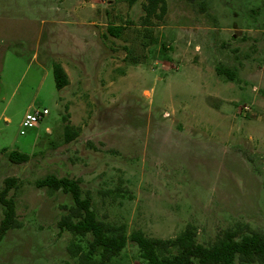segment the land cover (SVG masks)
I'll return each mask as SVG.
<instances>
[{"label":"rangeland","instance_id":"1","mask_svg":"<svg viewBox=\"0 0 264 264\" xmlns=\"http://www.w3.org/2000/svg\"><path fill=\"white\" fill-rule=\"evenodd\" d=\"M144 1L0 0V187L20 180L0 264H79L67 246L90 237L57 228L72 200L33 185L48 174L76 179L127 235L264 233V0H164L147 18ZM11 150L28 160L8 161ZM109 264L144 262L127 242Z\"/></svg>","mask_w":264,"mask_h":264},{"label":"trees","instance_id":"2","mask_svg":"<svg viewBox=\"0 0 264 264\" xmlns=\"http://www.w3.org/2000/svg\"><path fill=\"white\" fill-rule=\"evenodd\" d=\"M135 0H127L128 5ZM145 17L160 13L164 9V0H145L142 3ZM107 31L116 35V27L109 25ZM54 85L60 89L67 85V75L60 63L51 65ZM217 73H223L228 79L232 73L221 67H216ZM67 140L68 135L66 126ZM8 161L23 163L28 155L16 150L6 154ZM20 180L15 176H6L0 187V240L10 228L18 227L15 214V204L9 191L18 188ZM36 188L60 190L67 193L72 204L66 214L62 215L56 225L59 230H66L72 236L81 239L89 235L84 250L78 241L70 240L67 249L71 256L78 259L79 264H109L127 242H131L137 250L138 257L144 264H264V233L250 230L246 225L237 224L225 229L212 242L200 243L195 238V229L187 224L177 235L169 238L150 237L140 230L125 234L122 226H116L96 217L91 207L88 194L81 195L76 179L45 175L33 180Z\"/></svg>","mask_w":264,"mask_h":264},{"label":"built area","instance_id":"3","mask_svg":"<svg viewBox=\"0 0 264 264\" xmlns=\"http://www.w3.org/2000/svg\"><path fill=\"white\" fill-rule=\"evenodd\" d=\"M46 113H47L46 108H42L41 110H33V111L25 112L20 121L19 133L23 134L26 129L32 128Z\"/></svg>","mask_w":264,"mask_h":264},{"label":"crops","instance_id":"4","mask_svg":"<svg viewBox=\"0 0 264 264\" xmlns=\"http://www.w3.org/2000/svg\"><path fill=\"white\" fill-rule=\"evenodd\" d=\"M61 66H62V65H61ZM63 69H64V68H63ZM64 70H65V69H64ZM47 113H48V111H47ZM47 113H46V114H47Z\"/></svg>","mask_w":264,"mask_h":264}]
</instances>
